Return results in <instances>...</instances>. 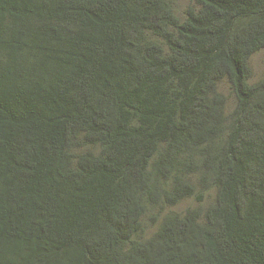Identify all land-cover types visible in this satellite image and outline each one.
Here are the masks:
<instances>
[{
  "label": "trees",
  "instance_id": "obj_1",
  "mask_svg": "<svg viewBox=\"0 0 264 264\" xmlns=\"http://www.w3.org/2000/svg\"><path fill=\"white\" fill-rule=\"evenodd\" d=\"M262 50L264 0H0V264H264Z\"/></svg>",
  "mask_w": 264,
  "mask_h": 264
},
{
  "label": "rangeland",
  "instance_id": "obj_2",
  "mask_svg": "<svg viewBox=\"0 0 264 264\" xmlns=\"http://www.w3.org/2000/svg\"><path fill=\"white\" fill-rule=\"evenodd\" d=\"M182 8H179V11L181 12L180 14H183L184 10L188 7L187 2H182L181 3ZM252 72H253V77H252V82H256L264 77V50L261 52H258L255 54L250 62ZM226 94L229 95V91L226 88ZM213 198V195H212ZM210 199L207 198L205 201L204 205L207 206L210 203ZM197 207V204L193 200H188L183 202L176 211H186L189 208Z\"/></svg>",
  "mask_w": 264,
  "mask_h": 264
}]
</instances>
